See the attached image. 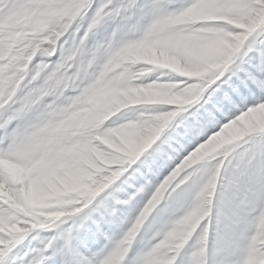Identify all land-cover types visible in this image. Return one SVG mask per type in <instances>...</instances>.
Returning <instances> with one entry per match:
<instances>
[{"label": "snow or ice", "instance_id": "snow-or-ice-1", "mask_svg": "<svg viewBox=\"0 0 264 264\" xmlns=\"http://www.w3.org/2000/svg\"><path fill=\"white\" fill-rule=\"evenodd\" d=\"M260 114L264 0H0V264H264Z\"/></svg>", "mask_w": 264, "mask_h": 264}, {"label": "rangeland", "instance_id": "rangeland-1", "mask_svg": "<svg viewBox=\"0 0 264 264\" xmlns=\"http://www.w3.org/2000/svg\"><path fill=\"white\" fill-rule=\"evenodd\" d=\"M221 43L223 45V42H221ZM137 55H140V54L130 55L125 61H123V64L134 65L136 63L148 62L145 60L137 59V57H136ZM148 63H151V62H148ZM155 63H157V62H155ZM123 64H121L118 67H114L113 71L116 73H119L120 75H123V72H122ZM176 70L180 71V69H176ZM181 71H185V70H181ZM185 74L191 75L190 72H186V71H185ZM139 75L140 74H137L138 77H139ZM173 87H175V86L163 85V86L150 87L148 89L136 88V89H130V90H125V91H119L116 93H109V94L100 95L95 100H93L91 102V109L93 111L100 113L102 116V119L106 120L110 116H112L113 114L121 111L122 109H124L126 107L142 104L140 101H138L136 99V97L141 95L143 92H145L147 90L148 91H152V90L153 91H165L166 94L169 96V99L165 100V103H169V104H171V102L172 103H179L181 101V97L171 94V89ZM117 109H119V110H117ZM147 129H148L147 126L130 125L125 130L124 136L121 137V139L124 143L127 142L126 144L135 143L142 136L141 133ZM62 183H64V182H62Z\"/></svg>", "mask_w": 264, "mask_h": 264}, {"label": "clouds", "instance_id": "clouds-1", "mask_svg": "<svg viewBox=\"0 0 264 264\" xmlns=\"http://www.w3.org/2000/svg\"><path fill=\"white\" fill-rule=\"evenodd\" d=\"M134 66H135V64L133 65V67ZM171 70L172 71H177L175 67H172ZM117 74H119V73H117ZM138 74H140L139 76L142 77L143 75L146 74V72H140ZM148 88L149 87L144 86L141 89H148ZM178 88H179V86H176L175 88H172L171 89V94L172 95H177L178 94ZM136 99L139 100L140 102H142V104H145V105L165 106V105L169 104V103H165L164 102L165 100L169 99V96L166 94L165 91H145L141 95L136 97ZM115 114H113V115H115ZM108 119H111V116ZM149 131H150V129H147V130L143 131L141 134L142 135H146V134L149 133Z\"/></svg>", "mask_w": 264, "mask_h": 264}, {"label": "bare ground", "instance_id": "bare-ground-1", "mask_svg": "<svg viewBox=\"0 0 264 264\" xmlns=\"http://www.w3.org/2000/svg\"><path fill=\"white\" fill-rule=\"evenodd\" d=\"M221 45H222V43H221ZM223 46V45H222ZM137 57V59H139V60H145V61H148V62H151V63H155V62H159V63H165L166 65H168V66H171V67H175L176 69H180V71L181 70H184L180 65H176V64H174V63H170V62H167V61H159V60H156L155 58H150V57H147V56H144V55H137L136 56ZM192 74V73H191ZM190 75V74H189ZM148 91V90H147ZM153 91V90H152ZM140 92V91H139ZM138 97V96H137ZM177 99V98H176ZM139 101V100H138ZM165 102V101H164ZM120 103V102H119ZM142 103V102H141ZM172 103V102H171ZM121 105V104H120ZM116 110V109H115ZM117 110H119V109H117ZM255 120L257 121V122H264V114H260V115H258L256 118H255ZM142 135V134H141ZM143 136V135H142ZM141 136V137H142ZM140 137V138H141ZM127 143V142H126ZM209 151H211V149H209Z\"/></svg>", "mask_w": 264, "mask_h": 264}]
</instances>
